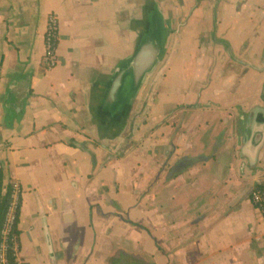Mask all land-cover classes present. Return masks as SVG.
<instances>
[{
    "label": "crops",
    "instance_id": "1",
    "mask_svg": "<svg viewBox=\"0 0 264 264\" xmlns=\"http://www.w3.org/2000/svg\"><path fill=\"white\" fill-rule=\"evenodd\" d=\"M152 19L158 62L100 115ZM0 173L24 264H264V0H0Z\"/></svg>",
    "mask_w": 264,
    "mask_h": 264
},
{
    "label": "water",
    "instance_id": "2",
    "mask_svg": "<svg viewBox=\"0 0 264 264\" xmlns=\"http://www.w3.org/2000/svg\"><path fill=\"white\" fill-rule=\"evenodd\" d=\"M163 29L157 20L147 23L133 54L116 69L99 104L102 116L121 114L136 94L143 78L158 62L163 48Z\"/></svg>",
    "mask_w": 264,
    "mask_h": 264
},
{
    "label": "built area",
    "instance_id": "3",
    "mask_svg": "<svg viewBox=\"0 0 264 264\" xmlns=\"http://www.w3.org/2000/svg\"><path fill=\"white\" fill-rule=\"evenodd\" d=\"M57 32H58V28H57L56 20L54 19V17H50L48 20V25L44 36V56L42 60L43 67L46 70L54 68L57 64L56 56H55V48L57 44ZM11 197H12V202L5 222V228L2 232L3 238H5L9 234L10 229L16 219V210L18 209V203L20 199V189L16 184H12ZM251 197H252V203L259 204L261 206L262 201L258 193L253 192L251 194ZM261 207L262 209H264L263 206ZM261 217L264 221V216L261 215ZM6 252H7V244L3 240L0 245V264H8L6 258ZM13 252L16 258V263L24 264V262L19 258V249L14 247Z\"/></svg>",
    "mask_w": 264,
    "mask_h": 264
},
{
    "label": "trees",
    "instance_id": "4",
    "mask_svg": "<svg viewBox=\"0 0 264 264\" xmlns=\"http://www.w3.org/2000/svg\"><path fill=\"white\" fill-rule=\"evenodd\" d=\"M256 192L260 195L261 198V206L264 207V183H258L254 186L252 191L250 192V198L252 202L251 194ZM12 184L4 185L0 173V245L2 241L7 244V252L6 258L8 264H17L16 258L13 252V248L16 247L19 249V230H18V219H19V209H20V199L18 203V209L16 210V219L13 223L9 234L3 238L2 232L5 228V222L8 216L9 208L12 202ZM253 206L261 212V215L264 216V209L259 204L252 203Z\"/></svg>",
    "mask_w": 264,
    "mask_h": 264
}]
</instances>
